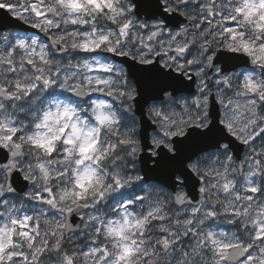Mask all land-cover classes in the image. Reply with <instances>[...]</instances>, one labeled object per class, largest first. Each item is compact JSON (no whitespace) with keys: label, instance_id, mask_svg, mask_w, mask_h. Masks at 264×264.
Listing matches in <instances>:
<instances>
[{"label":"clouds","instance_id":"9594fccd","mask_svg":"<svg viewBox=\"0 0 264 264\" xmlns=\"http://www.w3.org/2000/svg\"><path fill=\"white\" fill-rule=\"evenodd\" d=\"M0 264H264V0H0Z\"/></svg>","mask_w":264,"mask_h":264},{"label":"water","instance_id":"95a60500","mask_svg":"<svg viewBox=\"0 0 264 264\" xmlns=\"http://www.w3.org/2000/svg\"><path fill=\"white\" fill-rule=\"evenodd\" d=\"M150 14H151V13H150ZM169 22L172 23V22H174V21H171V20H170Z\"/></svg>","mask_w":264,"mask_h":264}]
</instances>
